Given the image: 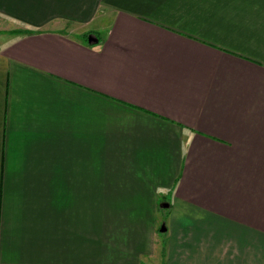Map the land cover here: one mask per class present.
Returning a JSON list of instances; mask_svg holds the SVG:
<instances>
[{
    "label": "crops",
    "instance_id": "crops-1",
    "mask_svg": "<svg viewBox=\"0 0 264 264\" xmlns=\"http://www.w3.org/2000/svg\"><path fill=\"white\" fill-rule=\"evenodd\" d=\"M0 18V264H264V0Z\"/></svg>",
    "mask_w": 264,
    "mask_h": 264
},
{
    "label": "rangeland",
    "instance_id": "rangeland-1",
    "mask_svg": "<svg viewBox=\"0 0 264 264\" xmlns=\"http://www.w3.org/2000/svg\"><path fill=\"white\" fill-rule=\"evenodd\" d=\"M19 28L20 27H18V25L16 23H14L13 21H10L8 19L5 20V19L0 18V36L3 35L4 33L6 35L7 32L20 30ZM83 32L85 34V31H83ZM82 35H78V37L81 38V39L83 38V40H87V38H89V36H87L88 33H86V37H82ZM2 37H4V35ZM172 199H173L172 196L168 197L166 199V201L164 202L163 206L170 204V201H172ZM163 211H164V209H160L159 210V213H160L159 214V226H160V229L159 230H162L163 226H166L167 227L166 222L169 221V218L174 217L172 211H165V212H163ZM162 235H165V234L159 232V237L160 238L162 237V239H164V236H162ZM159 242H158V245H157V250H160V248H159L160 247Z\"/></svg>",
    "mask_w": 264,
    "mask_h": 264
},
{
    "label": "water",
    "instance_id": "water-1",
    "mask_svg": "<svg viewBox=\"0 0 264 264\" xmlns=\"http://www.w3.org/2000/svg\"><path fill=\"white\" fill-rule=\"evenodd\" d=\"M88 42H89L90 44H97V43L99 42V40L96 39L95 37H93L92 35H90L89 38H88ZM162 231L164 232L165 229L162 228Z\"/></svg>",
    "mask_w": 264,
    "mask_h": 264
},
{
    "label": "trees",
    "instance_id": "trees-1",
    "mask_svg": "<svg viewBox=\"0 0 264 264\" xmlns=\"http://www.w3.org/2000/svg\"><path fill=\"white\" fill-rule=\"evenodd\" d=\"M87 36H90V35L88 34ZM84 37H86V35H85ZM86 41L88 42V38H87V40H86Z\"/></svg>",
    "mask_w": 264,
    "mask_h": 264
}]
</instances>
